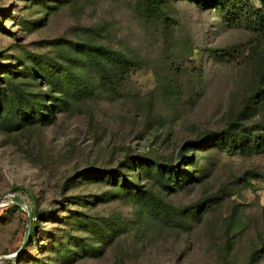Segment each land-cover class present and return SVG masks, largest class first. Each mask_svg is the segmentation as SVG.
<instances>
[{
	"label": "rangeland",
	"instance_id": "rangeland-1",
	"mask_svg": "<svg viewBox=\"0 0 264 264\" xmlns=\"http://www.w3.org/2000/svg\"><path fill=\"white\" fill-rule=\"evenodd\" d=\"M158 4L0 0V264H264V149L206 139L264 123V33L236 0Z\"/></svg>",
	"mask_w": 264,
	"mask_h": 264
},
{
	"label": "trees",
	"instance_id": "trees-1",
	"mask_svg": "<svg viewBox=\"0 0 264 264\" xmlns=\"http://www.w3.org/2000/svg\"><path fill=\"white\" fill-rule=\"evenodd\" d=\"M239 5L245 9L247 18H248V24L249 27L255 31V32H263L264 33V0H259L261 6L256 5H249L247 2L248 0H236ZM144 3L147 8L152 9L154 12L160 14L163 17V14L161 10L159 9L158 0H144ZM89 54L93 56L94 58H103L105 57L106 61L111 65L112 70H118L122 67L126 66H133L134 60L131 57H128L124 55L123 53L111 49L108 47H105L103 45H93L88 47ZM105 68L107 67L106 64L103 65ZM107 73V72H106ZM104 74L103 78L106 82L110 81V74ZM114 73V72H111ZM34 111L36 113L37 118L43 117V114L35 107ZM46 118V117H45ZM44 119V117H43ZM235 125L240 126V129L246 133H252L253 130L256 128H260L264 131V123H253L248 126H243L238 124V120L233 121L232 123H229L224 129L220 131H212L209 132L206 136V139L212 138L213 136L217 137L219 142V146L226 149L227 152L232 153L234 151H239L242 154H250V153H258L261 152L264 149V133L262 136L259 137H251V136H245L241 139H239L238 134L234 132L233 127ZM192 144H195L196 146H202L203 142L196 141ZM109 172V171H108ZM171 174L174 173L173 166H171L170 171ZM158 177L164 182L166 181L164 179V173L163 171H158ZM175 179H177L176 175H174ZM165 183V182H164ZM21 187H14L13 191L19 190ZM34 213L31 212V219H33ZM32 224L33 221L29 224V231L28 235L30 236L32 234Z\"/></svg>",
	"mask_w": 264,
	"mask_h": 264
},
{
	"label": "water",
	"instance_id": "water-1",
	"mask_svg": "<svg viewBox=\"0 0 264 264\" xmlns=\"http://www.w3.org/2000/svg\"><path fill=\"white\" fill-rule=\"evenodd\" d=\"M28 231H29V227H27L26 230H25V236L28 235Z\"/></svg>",
	"mask_w": 264,
	"mask_h": 264
}]
</instances>
